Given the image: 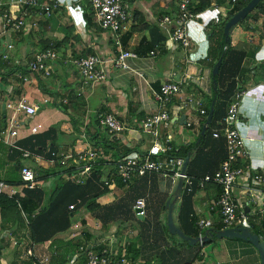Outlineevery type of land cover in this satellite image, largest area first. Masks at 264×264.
Here are the masks:
<instances>
[{"label":"crops","instance_id":"crops-1","mask_svg":"<svg viewBox=\"0 0 264 264\" xmlns=\"http://www.w3.org/2000/svg\"><path fill=\"white\" fill-rule=\"evenodd\" d=\"M12 1L16 0H0V19L4 12H18L21 9L11 4ZM49 1L39 0L41 5ZM57 1L62 6L54 11L52 17L45 18L34 10L27 20L26 29L17 34H9L1 42L2 107L21 100L39 107L38 114L24 124L25 129L19 130L22 141L30 136L31 127L42 125L39 133H43L56 126L58 151L71 156L93 152L97 155L96 163L103 160L104 180L113 178L116 173L115 162L122 154L131 151L128 155H142L152 146L150 135L144 133L140 125L146 116L158 112L155 97L161 93L162 86L171 82L185 84L186 78L191 77L192 81L186 88L184 86L183 93L173 101L172 129L162 132L161 141L171 138L169 144L175 150L190 149L200 143L199 135L205 126L206 116L201 115L198 109L181 111L180 107L190 98L201 101L205 97L209 100L213 97L214 33L220 30L232 10L229 0H214L209 9L199 14L189 29L192 40V48L189 50L169 40L172 27L160 25L165 17L177 13L178 5L175 0H127L129 22L122 40L128 51L138 55L137 59L129 60L133 71H120L114 67L113 61L117 55L114 37L99 27L87 0ZM34 23L36 26H33ZM239 28L248 37L240 45L233 44L232 41L236 50L246 53L243 72L238 78L241 83L237 85L238 89L245 86L246 92L238 108L237 129L249 152L248 165L252 167L251 171H262L264 16L254 13L253 18ZM233 35L234 32L232 38ZM237 35L238 33L234 38ZM9 44L14 45V50L10 53V60L5 62L1 55ZM46 49H55L60 56L52 66L51 78L31 73L26 67L37 53ZM151 53L155 55L152 56ZM89 55L101 58L108 77L105 82L84 89L77 70L68 61ZM203 109H207V103H204ZM2 112V116L6 115L3 108ZM100 113L115 115L126 126L124 133L115 136L116 139L109 138L108 132L98 123ZM183 117H186V121L182 120ZM185 122L191 123V126L188 127ZM15 124H12L13 127ZM219 132L222 133V130ZM6 140L8 143L17 142V139L8 135ZM106 140L110 145L104 143ZM108 146L109 149H106ZM0 151L4 153L3 157L12 153L6 145ZM194 153L191 161L195 158L196 152ZM23 161L32 168L36 164L44 169L50 168L44 153H36L32 159ZM212 172L213 170H205L203 173L206 176ZM250 174L247 173L238 180L234 196L251 219L261 216L262 220L254 221L256 223L253 225L257 227L258 235L264 242V228L260 225L264 221V186L254 183ZM58 178L61 177L48 181L47 190L52 192L55 189L56 184L61 181ZM176 187L170 179L156 173L134 178L130 186L115 182L109 186V192L97 200L99 208L95 212L82 209L73 220L71 230L52 242L37 245V254L51 256L53 264H72L71 260L80 261L79 247L86 245L91 250H108L117 257L124 255L131 264H148L144 262V258H153L156 248L154 245L150 251L145 249L142 253L139 250L144 243L142 235L145 236L148 229L140 226V233L136 231L134 221L137 215L134 213V205L137 199H144L148 217L155 224H160L162 233L159 236L164 240L162 244L170 239L176 244L174 237L165 233L162 218V209L167 201L174 199ZM216 200V194L201 190L194 203L196 219L213 221L211 229L214 230L221 226L218 215L209 210L211 203ZM177 204L178 202L175 208ZM5 242L9 244L3 247L4 241H0V264H29L30 261L24 255L26 241L16 255L12 253L14 244ZM251 246L238 252L230 250L221 257L218 264H261L258 250ZM153 263L155 261L151 260V264Z\"/></svg>","mask_w":264,"mask_h":264},{"label":"built area","instance_id":"built-area-1","mask_svg":"<svg viewBox=\"0 0 264 264\" xmlns=\"http://www.w3.org/2000/svg\"><path fill=\"white\" fill-rule=\"evenodd\" d=\"M127 0H88L93 16L99 25V27L112 34L114 37V45L117 50V55L113 61V65L117 70L127 71L131 70L129 60L137 59L138 55L135 52L128 51L123 43V34L127 31V25L129 22V13ZM178 5V11L172 16L165 17L160 25L165 28L172 27L170 32V41L175 45L189 50L192 48V40L190 38L189 29L194 21L198 18V14H195L190 8L191 0H175ZM249 0H229L232 9L241 3H246ZM13 5L19 6L21 9L18 12H4L0 19V47L2 39L9 34H17L22 32L28 27L27 20L33 13L37 11L45 18L52 17L54 11L61 7L57 0H50L43 5L39 0H16L12 1ZM33 26H36L34 23ZM14 50V45L9 44L6 46L5 53L1 55L3 61L10 60V53ZM152 56L155 53H151ZM58 53L55 49H46L37 53L33 60L28 62L27 70L29 72L38 73L44 78L52 77V66L59 60ZM70 64L77 70L81 86L86 89L94 87L96 84L103 83L107 80L108 74L103 68V61L97 55H89L87 57L72 58L69 60ZM27 81L26 78H23ZM192 81L191 77H187L185 84L182 83H165L162 86L161 93L157 94L155 101L158 106V112L146 116L141 121V129L144 133L150 135L152 140V146L145 154L140 155H128L120 158L116 161V172L118 177L122 180L123 184L129 185L134 178H142L150 173H156L164 178H168L173 184L178 185L180 179L183 181L188 180L186 174H183V168L185 166V158L182 157H169L164 160V154L172 151L170 147L171 138H167L166 141H161L162 132H169L172 129V111L171 107L176 97L183 93L185 88ZM246 95V92H239L233 98L231 105L228 109V113L225 119V138L228 147L227 159L222 163L220 169L211 176H206L200 182L201 189L204 190L207 184H215L220 187V194L217 200L211 203L209 210L216 213L219 217V222L224 230L232 228H245L252 230L251 218L240 206L234 196V189L238 180L244 177L247 173L253 170L248 165L249 152L246 149L244 140L242 139L238 129V108L242 102V99ZM198 109L201 115L207 114L203 109V104L198 99H189L183 105L180 110L186 109ZM18 112L23 113L27 118L35 117L39 112V107L35 104H31L27 101L21 100L19 102ZM98 123L100 127L107 130L112 136H118L126 130V126L116 118L113 114L98 115ZM187 124V122H186ZM188 127L191 126L187 124ZM18 126L7 130V127L0 131V143L11 147L12 149H18L24 160L32 159L33 155L28 150L16 147V142L8 143L6 136H11L13 139H17L19 130ZM15 129V130H14ZM37 127L32 129L33 133H36ZM215 138H219V133L214 134ZM18 140V139H17ZM95 153L79 154L76 156L66 155L62 165H66L68 160H71L76 166L79 167V177L75 178L80 184L83 183V177L88 176L92 170V164L95 162ZM241 164V166H240ZM2 172L0 167V173ZM251 179L254 183L264 186V169L262 171H251ZM21 178L23 185L21 186H9L5 182L0 181V196L5 194L9 197H14L19 194L21 197L24 195L21 191L23 188L34 189L36 187V176L31 167L25 166L21 171ZM134 209L137 217L145 218L147 216V205L144 199H138L134 205ZM70 210H74L71 206ZM259 217L262 220L261 216ZM198 227L205 231L213 227V221L200 219L198 221ZM253 231V230H252ZM200 237H203L201 235ZM17 243L14 241V246ZM36 245H30L26 248L24 255L30 261V264H53L51 256H40L37 254ZM81 258L80 261H72V264H131L126 256L117 257L110 253L108 250L102 252L86 249L85 246H81L79 249Z\"/></svg>","mask_w":264,"mask_h":264},{"label":"trees","instance_id":"trees-1","mask_svg":"<svg viewBox=\"0 0 264 264\" xmlns=\"http://www.w3.org/2000/svg\"><path fill=\"white\" fill-rule=\"evenodd\" d=\"M191 1L192 4L190 8L195 14L199 15L209 9L214 0ZM250 1L252 0L237 4L229 13L226 22L221 26L220 30L214 33L216 44L212 51L214 58L213 67H215L220 60H222V64L218 76L213 77L217 82V86L213 85L214 91L212 99H201L203 105L207 103V114L203 125L207 122L212 106L214 107L213 120L207 127L205 136H202L200 133V143L195 144L190 149L181 148L175 150L173 148L172 151L165 153L163 156L164 160L173 156L186 159L190 155L192 157L195 154L194 152H196L195 158L188 165L186 171L188 180L184 181L182 195L178 199V204L176 208H174L173 213L176 225L188 237L199 238L201 235L204 237L207 233V230L203 231L198 227V220L194 212L195 198L198 193L203 190L200 187L201 180L206 176L214 175L228 156L227 141L224 133L226 130L225 119L233 98L237 93L245 91V86L238 89L237 85L241 83V79L238 78L243 72L242 65L246 58V53L238 51L233 47L232 34L235 28L242 26L252 19L254 13L264 16V0L261 1L257 8L251 12L244 21L232 29L229 41H226L224 31L227 22L245 8ZM214 32H216V30H214ZM0 122L4 123L3 126L0 124L1 131L6 128L4 127L6 126L5 119L2 118ZM33 128L34 127H31L29 129L31 134L23 141L20 139V135H18L15 146L22 149L27 148L33 156L36 153H44L50 168L44 169L37 164L33 165V168L31 167L36 176V187L34 189L23 188L21 192L24 195L22 197L19 194L14 197H9L5 194L0 196V241H4L3 247L9 244L5 241L12 242V244H14V241L17 243L14 246L13 255H16L19 249L21 250L25 241L27 242L25 246L26 250L30 245L37 246L47 244L56 240L58 236L67 233L71 230L73 220L82 209L86 208L91 213L95 212V210L99 208L97 200L109 192V186L118 181L123 184L116 171L113 178L109 177L107 180H104L102 169L103 160L99 163L94 162L90 174L83 177L82 184L78 183L76 179L72 177H79V167L71 160H68L66 165L61 164L68 154L58 151L56 147V138H58L56 126L51 127L43 133H39L40 130H42V125H38L36 133L32 132ZM221 130L222 133L219 132ZM215 133H219V138L214 137ZM108 134L109 138L116 139L114 138L115 136H112L109 132ZM104 143L110 145L108 140ZM3 146H5V144L0 143V148ZM6 147L12 153H8V156L6 155V157H3L5 155L0 151V167L2 170L0 173V181L5 182L9 186H21L23 185L21 171L27 165L23 161L22 152L17 148L12 149L7 145ZM109 147L110 146L106 147V149H109ZM129 153H131V151L124 155L122 154L120 158L128 156ZM205 170H213V172L204 176L205 174L203 172ZM55 177L66 178V180L64 181V179L58 178V180L61 181H59L55 189L50 192L47 190L46 185L51 178ZM130 184L127 186H130ZM123 185L126 186V184ZM204 190L216 194L217 197L220 194V187L215 184H207ZM71 206L74 207V210H70ZM166 211L168 214L167 208ZM250 220L253 232L258 234V229L253 223L255 224L260 221L259 217H253ZM166 222L167 220L163 221V228L165 233L170 236L168 223ZM149 225L150 228H148L147 234H145V236L142 235L144 243L139 249L141 253L144 252L145 249L150 251L154 245L157 250L156 246L159 245L158 243H162V236H159V234L162 233L159 229L160 224L157 225L154 222H150ZM260 225L264 228V221H261ZM215 230L221 231L224 230V228L220 226L215 228ZM152 232L154 233L152 234ZM181 241L183 246H189L186 241L182 239ZM179 244L181 245V243ZM204 245L205 244H203V246ZM84 246L88 249V246ZM161 248L162 247H160L157 252L155 250L152 255L153 258L147 259L148 262L146 263L151 264V260L155 261L153 264L158 263L159 258H157L156 254ZM102 251L103 250L99 252Z\"/></svg>","mask_w":264,"mask_h":264},{"label":"rangeland","instance_id":"rangeland-1","mask_svg":"<svg viewBox=\"0 0 264 264\" xmlns=\"http://www.w3.org/2000/svg\"><path fill=\"white\" fill-rule=\"evenodd\" d=\"M239 27L241 26H238V28H235L234 35L232 38L233 44L236 43V45L238 44L240 45L242 41H244L248 37V34H243L244 31L242 30V28H239ZM236 33H238V35L234 38ZM1 75L2 74H0V76ZM1 93H2V90H0V120L2 118L5 119L6 126L4 127H7V130L9 129L12 130V128L16 129L17 126L19 127L17 129H25L24 124L26 125L27 121H29V118H27L23 113L18 112L19 102L21 101L17 103L15 102L12 104L11 103L7 104L6 109H5L6 115H4L6 117H4L2 116L3 96ZM205 99L208 100L207 97H205ZM23 115L26 118L23 117ZM14 123H16L14 127L10 126L11 124H14ZM0 124L2 126L4 125V123L2 122H0ZM167 203L168 201L166 202V205ZM166 205H165V208L162 209V218L164 221L167 220L168 222V219H167L168 214L166 211V208H167ZM148 216L149 215H147L144 221H140L136 216V221H134V227L136 231L138 232V234L140 233V230H141L140 226H143L146 230L150 228V225L149 223H147V221L151 222L152 219H150ZM173 237L176 241V244L175 242H172L171 239L169 241L167 240L165 244H162L161 242L158 243L159 245L157 247V250L159 249L161 244H162V248L156 254L157 258H159L157 264H218L221 261V257L223 255H226V253H228L230 250L235 249V251L238 252L252 245L249 242H245L239 239H234V240L216 239L214 241H211L210 243H206L204 246L201 243H198L195 246H183L182 241L178 236H173ZM162 242H163V239H162ZM179 243H181V245ZM252 246L251 248L255 250V248H253ZM144 262H148L147 258H144Z\"/></svg>","mask_w":264,"mask_h":264},{"label":"water","instance_id":"water-1","mask_svg":"<svg viewBox=\"0 0 264 264\" xmlns=\"http://www.w3.org/2000/svg\"><path fill=\"white\" fill-rule=\"evenodd\" d=\"M263 0H252L250 3L243 8L239 13H237L235 16H233L226 24L225 26V37L226 41L230 40V35L232 32V29L236 27L239 23L244 21L247 16L253 12L257 6L261 3ZM222 64V60H220L216 66L213 69V76L216 77L218 76L220 72V67ZM214 85L217 86V82L214 80ZM6 109V105L3 106V110ZM213 115H214V107L212 106L209 116L207 118V122L202 130V136H205L207 127L210 125V123L213 120ZM183 121H186V117H183ZM186 123V122H185ZM191 161V156H188L185 161V166L183 168V174H186L188 165ZM184 189V181L183 179H180L176 190L174 192V199L172 201H168L166 207L168 209V229L171 235L173 236H178L180 239L186 241L189 246H195L198 243L201 244H206L208 242L214 241L216 239H239L243 240L246 242L251 243L259 252L260 257H261V264H264V242L261 240L260 236L257 233H254L250 229H245V228H232V229H227V230H214V229H209L204 237H199V238H192L188 237L185 235V233L176 225L173 217V212L176 203L178 202V199L181 197L182 192ZM140 221H144L145 218L143 217H138ZM147 223L150 224L149 221Z\"/></svg>","mask_w":264,"mask_h":264},{"label":"bare ground","instance_id":"bare-ground-1","mask_svg":"<svg viewBox=\"0 0 264 264\" xmlns=\"http://www.w3.org/2000/svg\"><path fill=\"white\" fill-rule=\"evenodd\" d=\"M11 126L13 127V125L11 124Z\"/></svg>","mask_w":264,"mask_h":264}]
</instances>
